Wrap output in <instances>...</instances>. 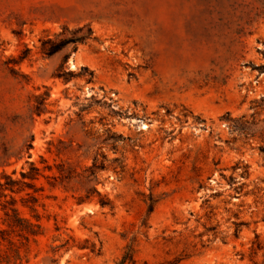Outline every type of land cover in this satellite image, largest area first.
Returning <instances> with one entry per match:
<instances>
[{
  "label": "rangeland",
  "instance_id": "rangeland-1",
  "mask_svg": "<svg viewBox=\"0 0 264 264\" xmlns=\"http://www.w3.org/2000/svg\"><path fill=\"white\" fill-rule=\"evenodd\" d=\"M258 65L264 0H0V176L51 166L21 264H264Z\"/></svg>",
  "mask_w": 264,
  "mask_h": 264
},
{
  "label": "trees",
  "instance_id": "trees-1",
  "mask_svg": "<svg viewBox=\"0 0 264 264\" xmlns=\"http://www.w3.org/2000/svg\"><path fill=\"white\" fill-rule=\"evenodd\" d=\"M92 31L88 25L76 27L74 29H67L62 27L60 32L54 37H46L40 40V51L50 56L55 52H58L65 47L75 49L79 43H84L91 37ZM27 55V49L22 52L16 59V62L21 61ZM68 53H65L66 58ZM259 71L264 70V65L253 66ZM67 74L83 75L87 77V80L91 79L92 71L86 66H80L77 73L72 70H68ZM66 80V78H64ZM48 96V92L37 95L38 106H35L37 113L39 104L45 100ZM111 136L115 139H123L124 137L120 133L112 132ZM261 154L264 155V145L258 147ZM103 157V156H102ZM39 159L44 164L39 167L33 160H26V168H22L18 171V175H13L15 172L6 173L3 172L0 176V211H1V223L0 226V264H21L25 257L29 242L34 241L35 238L44 233V227L41 223V215L38 213V206H43L41 198L43 197L42 191L44 189L42 184H36V182L43 177L50 185L49 178L51 175L45 174V170H50L51 166L45 162L42 156ZM101 162L97 163L96 157L93 158L91 165L88 167V176H94L97 169L102 168ZM247 165H242L241 174L247 175ZM258 191H262L264 195V186L257 187ZM96 193H98L95 190ZM100 205L108 204V200L105 197L100 196ZM152 210V203L150 202L147 207V211ZM235 217V214H234ZM236 220L233 222V235H237L242 225H247V222L243 220Z\"/></svg>",
  "mask_w": 264,
  "mask_h": 264
},
{
  "label": "water",
  "instance_id": "water-1",
  "mask_svg": "<svg viewBox=\"0 0 264 264\" xmlns=\"http://www.w3.org/2000/svg\"><path fill=\"white\" fill-rule=\"evenodd\" d=\"M81 56L79 51H75L72 53L70 64L72 65V68H76L81 64Z\"/></svg>",
  "mask_w": 264,
  "mask_h": 264
},
{
  "label": "bare ground",
  "instance_id": "bare-ground-1",
  "mask_svg": "<svg viewBox=\"0 0 264 264\" xmlns=\"http://www.w3.org/2000/svg\"><path fill=\"white\" fill-rule=\"evenodd\" d=\"M72 66V65H71Z\"/></svg>",
  "mask_w": 264,
  "mask_h": 264
}]
</instances>
